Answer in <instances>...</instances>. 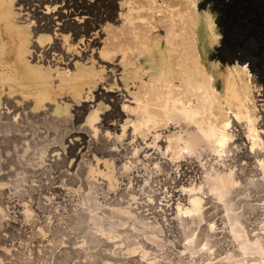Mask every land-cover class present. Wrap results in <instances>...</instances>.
I'll return each instance as SVG.
<instances>
[{
  "label": "bare ground",
  "instance_id": "obj_1",
  "mask_svg": "<svg viewBox=\"0 0 264 264\" xmlns=\"http://www.w3.org/2000/svg\"><path fill=\"white\" fill-rule=\"evenodd\" d=\"M247 59L221 39L202 0H0L1 142L14 143L27 134L18 133L23 127L32 126L48 133L36 141L44 133L37 132L32 144L25 141V148L18 147L19 161L30 159L31 146L44 157L49 140L68 148L66 156L57 145L49 150L51 158H69V167L63 165L67 169L45 181L51 188L42 189H50L49 195L41 187L27 189L32 198L21 204L25 216L33 215L34 192L38 206H57L55 194L62 187L73 193L82 187L81 204L88 208L73 212L66 222L85 233L86 244L99 241L97 231L109 238L121 235L117 222L106 218L112 209L145 234L147 241L128 245H133L130 253L140 254L135 263L184 264L183 259L158 261L149 249L173 242L162 219L98 196L99 189H119L122 173L133 163H118L123 153L115 142L138 137L172 162L184 161L175 162L177 174L173 170L172 184L164 185L166 201L175 205L174 216L165 221L177 218L186 240L181 250L197 252L199 239L200 250L215 253L217 245L228 241L234 247L213 254L219 257L215 264H264V81ZM159 161L155 159L152 170H162ZM22 167H13L17 177L24 175ZM1 178L0 218L10 215L9 194L6 200L3 194L12 182ZM253 211L258 215L251 216ZM60 227L52 235L63 233ZM0 250L8 253L9 247ZM61 251L56 261L65 264L72 249Z\"/></svg>",
  "mask_w": 264,
  "mask_h": 264
},
{
  "label": "rangeland",
  "instance_id": "obj_2",
  "mask_svg": "<svg viewBox=\"0 0 264 264\" xmlns=\"http://www.w3.org/2000/svg\"><path fill=\"white\" fill-rule=\"evenodd\" d=\"M202 2H204L205 5L211 11L214 20L216 22V30L220 34L221 39H224V42L227 44V46H229V49L237 50L239 53H245V56L248 57L249 59V60L247 59L249 63L252 61V64L255 67V70H252V72L256 73V75L258 76L262 75V79L264 81V0H202ZM220 45L222 44L220 43ZM212 50L213 49H210L209 51L212 52ZM70 123L72 124V118L68 124ZM25 127L26 129L23 127L24 132L22 131L18 133L21 134V135L19 134L20 136H22L25 132H27V134L25 133L22 136L23 139L22 137L16 139L15 142L18 141L16 143L15 142L13 143V141L10 143V141L8 142V140H4L2 141L3 142L2 143L1 137L3 136L4 133L0 132V135H2L0 136V143H1L0 147L3 149L2 150L0 148L2 150L0 151V154L3 153L2 156L0 155V159H1L0 162L3 161L5 163L4 164L2 162L4 165L1 164L3 168L0 171V173L2 172L3 174L1 173L0 177H2L1 181L9 182V178L12 181L11 183H8V185H6L3 194L5 195L4 200H6L7 197L6 195L9 194L7 198L9 202L11 201L10 215L0 218V248L2 246L9 247V252L4 253L3 250H0V264H45L44 263L45 259H47L49 262H52L48 264H55L56 259H58L57 256L62 255L61 252H64L61 250L70 252L71 249L72 251L74 249V252L72 251L70 252L68 258L66 259L67 263L65 262V264H91V261L89 262L90 259L94 260L96 262L95 264H138L134 262L136 260L135 259L133 260V258L138 257L139 259H141L140 254L138 253V251H135L134 253H130L131 250L130 247H132L133 245L132 246L131 245L128 246V245L130 242L134 240H140V239H143L144 241L147 240L145 238V234L143 233V231L135 229L132 220L126 217L125 215H122V217L125 218L124 220L119 213L113 212L112 209H107L108 216H106V218H109V221H116L117 223L115 226L123 231L121 235L116 238H109L106 234L97 231L96 233L97 236H99V238H101L102 240L98 238L99 241L93 242L92 244L85 243V239H87V236L82 230L71 228L70 225L66 222V218L67 217L69 218V216L73 212L86 211L88 208V206H83L81 204V200L83 196L80 195L81 193H79V191L81 190L83 191L82 187L80 188L79 191L75 192L76 195L75 193H73V191L67 189L68 187L65 189L64 187H62L60 189L61 191L60 193L57 191L55 195L57 194L58 195L56 196L57 198H55V200L56 201L58 200L57 202H60L59 205H62V202L64 201L63 204L65 206L63 205L59 206L57 204H56L57 206L55 205L50 206V204L48 206L47 205L38 206L37 199L39 197L37 195L38 191L36 190L37 192L33 193V194L36 193L35 195L37 197L34 199L35 204H33L34 201L31 202V204L33 205L31 207L34 211L33 215L25 216V214L23 213L24 209L22 208L23 206H21V204H23L24 201L28 202L32 198L29 196L30 193L28 194V191H30L31 187L33 188L34 186L36 187V189H39L41 187V189L46 188L48 190L49 187L51 188L49 184H48L49 187H47V185L45 184L46 183L45 181L48 180V177L54 178L58 176V174L62 173L60 172V169L61 171H63L67 169L65 168L66 166L69 167V161H68L69 158L67 160L63 159L64 156H66L64 155L65 149L68 148L62 150L61 145L59 144L53 145L52 140L47 141V144L50 145L48 149L50 150L52 146L55 147L57 145L61 151H64L63 153L64 156L62 155L63 157H61L63 161L62 160L60 161V158L59 160H56L58 159L56 157L51 158L52 156H50L49 150L45 153L44 157L38 156L35 153L38 149L37 146L30 147L28 152L29 153L28 155L31 154V156H29L30 159L24 157L21 161H19L17 157L18 156L17 152L21 150L19 148L22 149L25 148L24 145L26 144L25 141L31 143L32 138L35 139L36 137H38L37 136L38 134L41 135V133L44 132L42 133L43 136H41L40 138L39 137L36 138V141L38 139L40 141V139L44 137V134L47 135L48 133L43 127H41V129L32 126L31 128L27 126ZM28 128H30L32 132ZM67 128H71V126ZM42 129H44L45 131ZM52 132H54V130H52ZM35 133H37V135ZM11 134L14 133H10L8 136H10ZM25 136H27L29 139L24 138ZM132 139L133 137H131V140L130 139H126V140L124 139L122 141L119 140L121 143L123 142L122 144L118 140L117 142H115L116 144H118L117 147L119 146L118 152L120 154L123 153L122 157H120L121 155H119L121 159L120 161H118V163L120 162L123 163V161L125 160L126 161L129 160V162L132 161L133 163H131L132 166L129 169H126L124 173H122V177H120L119 189L117 190L106 189V191L103 189H99L103 191V192L99 191L98 194L99 198L102 197L101 200H107L110 202L119 200V202L121 203L123 201L122 204L124 206H128V205L131 206L133 210H135L138 213H141L143 216H147V215L156 216L157 218H160V220L161 219L163 220L161 221L164 222L165 232L168 234L170 233L169 234L171 235L170 238H174V239L173 242H170L167 245L162 246V248L154 245L153 246L154 248L151 249V245L153 244L150 245L149 249L153 251L154 254L157 255L158 261L165 263V261L167 262L170 261L171 259L172 260L176 259L175 261L183 259L185 260L184 261L185 263L187 262V264H191L192 262L193 263L197 262L199 264L217 263V261H219V257H217L218 254L223 255L225 251H227V248L229 249L233 248L234 247L233 243L228 241L221 242L219 245L215 247V251L216 252L218 251V254L217 256L214 257L213 254L216 255V252L212 253V251L206 250L205 247L202 250H200L202 246L200 243L202 242H200V240L198 239L197 242H195L198 244V246L196 247L198 251L194 253L192 252L191 254V252L189 251L190 252L189 253L188 250H186V252L183 251L185 250V248L183 247H184V243L186 242L185 234L182 229H177L180 228V226L177 225V221H176L177 218L174 219L172 218L169 220V222L165 221V217H167V215L168 217L174 216L173 206H175L174 204H170L172 203L171 202L172 200L169 202L166 201L167 197L164 192L165 186L172 184L173 178H171V176H173L174 172L177 174V170L176 171L174 170L176 167V163H182V162L184 163V161H180V162L175 161L176 163L172 162L171 161L172 159H169L168 157L163 155L160 150H157L152 146L151 148L150 146L148 147L147 144L144 143L146 142L144 139L138 137H136L133 140ZM21 140L22 142H20ZM36 141H34L33 144L36 143ZM137 143L139 144L140 149L137 153L134 154L135 146L137 147ZM113 145L112 147L115 148V145L114 146ZM16 147L19 148L17 149ZM144 148L149 150L148 154L150 156L147 155L148 158L145 155L146 151ZM30 152H34V153H30ZM6 155L9 156L6 157ZM145 159L147 161L144 162ZM148 159L152 161L153 160L155 161V159H157V161L160 160L159 162H161L162 170H157V171H155L156 169L152 170L154 161L151 162ZM181 159L182 158L178 160ZM53 160L55 161V164ZM197 160L198 159L196 158L195 161L193 160L194 166L199 165ZM9 161L12 162L9 163ZM15 161L17 162V164L15 163ZM66 161H68V163ZM150 163L151 165H149ZM15 164L16 166L18 165L17 166L18 168H21V166H23L22 168H24L25 173L21 178L19 176L17 177L15 173L16 171L14 170V168H17L15 167ZM146 164L149 165L148 169L146 167ZM163 164L167 165L168 168L166 169L165 165L163 166ZM63 165L65 167H63ZM183 166L184 165H180V169ZM26 167L28 168V171ZM75 168L77 169V167H74L71 171H76ZM11 169L13 170V172ZM14 175H16V177ZM14 179L16 181H14ZM58 179L59 178H57V180ZM58 183L59 185H61L60 182ZM14 184H16L17 188H15ZM43 184L45 185L43 186ZM130 185L133 188H131ZM11 187L14 188L12 189L13 191H11ZM65 190H67L68 192ZM94 190L95 189H92V191ZM129 190H132V192ZM49 191H44V192L47 193L46 195H49L50 194ZM70 191L71 193L67 194ZM160 191H163L164 193ZM100 193L102 196L100 195ZM130 193L134 195L135 197L134 199L135 201L137 200V202L134 201ZM27 194L29 197H27ZM150 194L152 196V199L150 197ZM10 195L12 199L9 198ZM128 195L130 196V200ZM52 196L55 197L54 195ZM161 203H165L164 206ZM67 204H70L71 206H66ZM254 214H257V211H253L251 213V216ZM162 215H164V217ZM212 215L211 217H213ZM217 217L218 215L214 216V219H217ZM122 220L124 221L123 224H119L122 222ZM256 221L257 220H254L251 223V225H254ZM59 226H61L60 228H64V232L61 234L52 235L51 230L54 231V229L58 228ZM173 226H175V231L172 230L174 229ZM192 227H196L197 228L196 231L198 230V225H192ZM31 234L33 236H31ZM65 248L68 250H66ZM177 250L178 252L181 250L182 253L181 252H180L181 254L177 253ZM72 254H75V257ZM58 260L60 262V259ZM58 260L56 261L57 264H59ZM144 262L146 264L150 263L149 261H144Z\"/></svg>",
  "mask_w": 264,
  "mask_h": 264
}]
</instances>
